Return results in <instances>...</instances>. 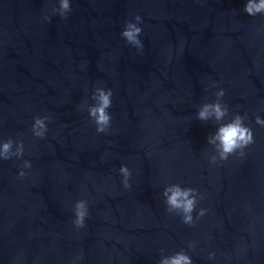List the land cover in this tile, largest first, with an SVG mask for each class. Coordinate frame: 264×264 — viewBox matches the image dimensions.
<instances>
[{"label":"water","instance_id":"obj_1","mask_svg":"<svg viewBox=\"0 0 264 264\" xmlns=\"http://www.w3.org/2000/svg\"><path fill=\"white\" fill-rule=\"evenodd\" d=\"M246 2L71 0L63 19L59 0H0V141L25 147L0 160V264H159L181 250L193 264H264V14ZM136 15L142 51L121 36ZM96 87L113 91L107 133L84 106ZM220 88L230 110L220 123L246 115L255 142L212 164L219 124L197 114ZM171 184L203 196L195 227L166 210ZM82 199L90 215L77 229Z\"/></svg>","mask_w":264,"mask_h":264},{"label":"clouds","instance_id":"obj_2","mask_svg":"<svg viewBox=\"0 0 264 264\" xmlns=\"http://www.w3.org/2000/svg\"><path fill=\"white\" fill-rule=\"evenodd\" d=\"M71 0H59V6H53L52 15L59 14L61 18L67 19L68 15L72 12ZM244 12L249 16L255 17L257 15L264 14V0H247ZM45 20L50 21L51 16H45ZM143 23V18L140 15L134 17V22L128 20L125 22L124 30L121 36L126 42L135 47L137 50L142 51L144 48L143 41L140 36L143 32L140 26ZM212 87H219L218 84L213 82ZM226 91L220 88L214 93L217 97L215 102L205 103L200 106L197 114V119L207 122L214 120L219 124L217 131L209 135L208 144L215 147V155H210V163L215 164L219 161H227L230 156L237 153L243 157L245 156V149L252 145L254 140L253 129L246 126L245 121L247 116L236 114L233 119L227 123H220L230 115V110L223 97ZM113 91L111 88L96 87L91 99L95 101L94 104H88L87 107L89 118L95 124L96 131L98 133H107L110 129L112 117L108 109L112 106ZM50 117L45 115L43 117L37 116L34 119L32 125V133L35 137L43 139L48 132L47 122L50 121ZM256 123L261 127H264V119L260 116L256 117ZM25 154V147L23 140L14 141L12 138H8L6 141H0V160L7 161L13 157L22 158ZM32 167L31 161L24 160L21 165L22 169H30ZM120 174L123 177V186L126 189L132 187L130 178L132 171L127 165H122L119 169ZM27 173L23 170L19 172V179H23ZM163 197L165 198V204L169 213H175L179 215L182 222L191 227H195L196 220L206 215L207 209L201 208L194 218L193 213L197 209L199 200L203 199L197 189L182 187L180 184H171L166 186L163 191ZM89 205L87 200H79L74 206L73 224L77 229H83L86 227V220L88 219ZM190 249L195 248V243L188 244ZM216 253L210 252L209 259H215ZM83 253L76 257V260H83ZM75 264V261L73 262ZM159 264H193V260L187 252L181 250L175 252L170 256H162Z\"/></svg>","mask_w":264,"mask_h":264}]
</instances>
